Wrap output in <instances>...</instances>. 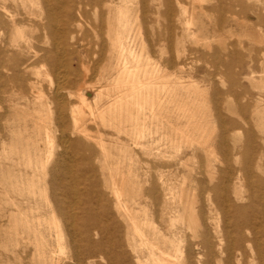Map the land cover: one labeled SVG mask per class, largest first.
Listing matches in <instances>:
<instances>
[{"label":"bare ground","instance_id":"6f19581e","mask_svg":"<svg viewBox=\"0 0 264 264\" xmlns=\"http://www.w3.org/2000/svg\"><path fill=\"white\" fill-rule=\"evenodd\" d=\"M191 1L199 5L200 13H206L201 5L207 0ZM212 1L210 10L218 14L219 20L227 14V21L238 24L235 8L239 7L243 14L249 10L241 1ZM162 2L165 10L161 16L170 22L173 4L171 0ZM147 3L148 0H0V150H8V154L0 156V172L5 166L7 184L3 190L10 206L7 223L15 226V231L21 223L33 233L37 241L31 254L33 264H64L65 249L70 252V264H99L103 258L107 264H264V178L258 179L254 171L259 166L257 153L264 154V117L259 118L257 126L260 137L250 127L245 137L249 154L245 166L251 189L248 206L229 200L231 188L238 197L235 185L230 187V179L229 183L207 187V195L213 192L209 204L224 215L226 224L222 230L217 231L211 222L206 226V218L203 232L192 235L198 241L184 245L183 226L174 227L175 222H184V195L188 194L183 195L184 183L177 197L181 215L171 220L155 215L158 227H151L152 222L137 221L126 205L128 197L148 198L162 210L173 199L166 181L161 179L169 171L172 140L168 131L172 129L170 109L175 99L183 101L187 120L178 142L184 147L197 145L207 150L211 140L194 118L198 113L195 98L200 95L196 83L184 82L182 77L177 78V84L172 83L168 69L173 59L163 58L162 63H157L151 55L153 45H147L148 38L143 40ZM177 4L180 6L178 0ZM194 13L193 10L189 20L186 11L180 10V23L188 34L194 33L190 27L195 21ZM256 17L264 23V15ZM83 23H87L88 30L80 34ZM166 25L170 32L171 26ZM202 32L203 24L198 29V39ZM81 35L83 41L89 38L91 49L85 53L78 47ZM69 41L72 50L68 49ZM165 42L169 44L167 39ZM238 46L244 49L241 42ZM165 52L162 49L159 55ZM226 53L237 59L235 51L228 49ZM213 59L217 60V56ZM261 66L263 69L264 57ZM245 78L251 84L264 83V71L257 83L253 75ZM174 86L182 88L184 95ZM219 103L217 97V122L221 140H226L236 122L222 116ZM257 110L254 106L252 114L256 115ZM190 129L200 138H193ZM161 140L166 143L154 154L152 147L156 149ZM141 151L146 158L154 155L160 161L144 157L147 161H139ZM155 163L162 170L157 180L146 169L141 168L139 174L138 169L143 167L140 165ZM20 164L25 165L22 173L14 168ZM212 175L209 173L210 182ZM141 182L149 186L142 188ZM38 196L45 199L53 221L44 218L37 201L34 206L28 205V199Z\"/></svg>","mask_w":264,"mask_h":264},{"label":"rangeland","instance_id":"374dc122","mask_svg":"<svg viewBox=\"0 0 264 264\" xmlns=\"http://www.w3.org/2000/svg\"><path fill=\"white\" fill-rule=\"evenodd\" d=\"M236 1L243 2L249 8L246 14L241 13L239 7L235 8L239 23H243L241 25L239 23H234L233 21H227V14H224L223 20H219L218 14L210 10L211 6L214 4V1L212 0H207L202 3L201 6L206 10L205 14L200 13L198 7L199 5L197 3H193L191 0H178L180 6L177 4V0H171L174 12L172 21L170 22H166L164 17L161 16L162 12L165 10V6L162 0H148V10L144 14L143 21L145 20V23L144 29L142 31L144 32L143 40L146 42L148 38L146 42L147 45H153V50H151V55L154 56L153 59L156 60L157 63H162L169 57L173 59V66L171 69H168V74L172 78V83L176 81L175 83L177 84V78L180 77H182V81L184 82L189 80L187 82L191 81L196 83L200 95L198 94V96H196L195 98L198 101V105L194 108L198 110V113L194 114V118L195 120H199V122H201L202 128H200L206 132L205 137H210L209 140H211L208 142H210L211 144L207 143L209 145L207 150L200 149L197 145H194L193 148L191 146V150H189V147H184V145L179 143V132L180 130L181 132H183L182 129L184 128L182 126L186 124L187 120L184 117L182 109V107L184 106V104L182 105L183 101L181 102L179 100V103L178 98L175 99V101H177L176 103H173L171 105L170 109V128L172 129L170 130L171 132L168 131L171 134L170 135L168 133V137L169 139L171 138L170 140H172V146L170 144V149H168L169 171H167L166 174L164 173L166 175L164 177L165 180L161 179L163 181H166L171 193L173 194V199L169 201L170 203L167 202L166 207H162V210L161 208H159L161 206L157 205L156 202L148 198H135L134 200H131L130 197H128L126 199L127 204H125L127 205L128 209L131 208L132 215L135 214L134 216L138 217L137 221H142L146 224L147 222H152L153 226L150 225L151 223L149 224V226L154 227L155 225V227H158L159 222L157 223V221H159L158 219L161 218L159 217V215H162L165 220H171L175 218L176 215H181L182 208L177 203V197L179 195L181 185L182 183H184L183 195L188 193L187 195L189 196L188 197L187 195H184V222L182 223V225L178 224L179 222H175L174 224V227L183 226V230L185 232L184 245H188L190 243L198 241V238L197 240H195L192 238V235L194 233H197V235L199 236L203 232L204 222L207 221H205L206 218H208L206 226H208V222H211L212 226L217 231H220L224 228L226 221L223 213H221L214 204H209L208 202V199H213V192H210V194L208 195L206 194L209 193V188H211L214 184H217V182H228L227 180L230 179V187L235 185V195L238 197L234 196L233 188H231L228 193L229 200L238 204L239 206L245 207L250 203V181L246 174L247 166H245V163L247 165L246 160H248L249 157L247 148L248 139L246 142V134H248L249 132L247 128L250 127L249 129L253 130L258 138L261 135L260 130L257 128V126L260 124L259 118L264 117V83L261 82L258 84H251L248 80H246L245 77H250L251 75H253L257 79V83L259 81L258 77L260 73L264 71V67L262 69L261 66V62L263 61L264 57V23L259 22L256 17L258 15H264V0ZM181 9H184L186 11V17L189 20H191V14L194 10L195 21L193 25L190 26L191 31L194 32V35L186 33L184 31L185 27H183L180 23V21L182 20V18H180ZM140 17H142V14H140ZM167 23L172 28L170 32H168L167 30ZM86 24L87 23L82 24L80 34L87 33L88 27ZM202 24L203 34H201V37H199L200 39H198L197 36H200L197 34L198 29ZM214 28H217V31ZM164 29L167 30V33L164 32ZM166 34H168V36ZM83 38L84 37L81 35L78 42V47L81 53H85L87 52V50L91 49L89 46V38L87 37V40L85 41H83ZM166 39L169 41V44L166 43L167 41L165 42ZM237 42H241V44L244 46V49L238 48L239 46ZM159 44L162 46H158ZM154 45L156 48L154 47ZM207 45H209L210 48H207ZM67 46L68 49H73V47L70 45V41ZM168 46L169 48H164ZM162 49L163 52H166L163 53L161 57V55L159 54ZM228 49L233 50L237 53V59H234L232 56L226 55V51L228 52ZM167 50H169L170 52ZM214 56H217V60L213 59ZM219 60L222 61V64L218 63ZM179 65L182 68H179ZM71 67L76 68V66L74 65H71ZM43 86L45 85L43 84ZM176 87L177 86H174V88ZM177 90L182 92L184 95L182 88H179ZM217 97L221 102L219 103V108L221 110L222 116L227 119H233L234 122H236V125H234L235 129L230 132L226 140H221V129L219 127L220 122H217V110L215 106V100ZM182 100H185V98L183 97ZM254 106L258 107L256 115L252 114ZM236 127L239 129H236ZM190 130H192L191 133L193 134V138H195V136L199 134L194 133L193 129ZM157 136L158 135H156V138H159ZM198 136H196V138L199 139L200 137ZM218 137L220 138V140ZM169 139L168 141H170ZM177 142L181 145L177 144ZM157 143L159 144H156L158 146L154 145L156 149L152 147L151 150L154 154L159 152L158 150L159 148H161V144H165L166 141L161 140ZM217 143L219 145H217ZM210 145L213 147L210 148ZM244 148L246 149L245 152L243 151ZM4 152L5 154H3ZM4 152L3 150H0V156L8 154L7 149L4 150ZM117 152L118 151L115 152L116 156L119 155V152L118 154ZM141 153L138 154V159L140 158L139 161H147L146 159H150L151 161L159 160L158 158H155L154 155H151L152 157L150 158H146L147 156L145 157L142 151ZM258 154L260 156H258ZM261 155L263 156L264 154H260V152L257 153V157L260 158L258 159L259 162L257 161L259 166L254 169L257 174L255 175L258 177V179L262 177L264 178V156L261 157ZM143 157L146 159H144ZM235 157H237L236 160ZM156 165V163L153 165H140L143 167L139 166V174L142 173L141 168L146 169L154 177V181L157 180L158 175L162 170L157 167L158 165ZM150 166H153L154 169ZM3 168L0 172L2 174H0V179L2 178L1 181L5 178L6 179L2 181V184L0 181V264H33L31 262V254H33L35 245L37 244V241L34 240L33 233L28 232L26 230V227H24L25 225H22L21 223L16 225V228H18L17 231L14 230L15 226L8 225L7 223L10 206L5 202L6 196L4 194L5 190L3 189L6 188L7 184V170L5 169V166H3ZM14 168L16 172L21 171L22 173L24 171L25 165L20 164L18 166H15ZM242 171L245 173L243 174ZM105 173H107L106 170ZM209 173H213V178H211L212 182L209 181ZM140 181H142V179ZM201 181L202 183H198ZM245 182H247V184ZM146 183H142V188H144L145 186H149V183ZM1 185H5V187ZM184 187L189 188L187 189ZM204 188H206V191L204 190ZM128 189L129 187L127 188V190ZM2 190L4 192H2ZM106 191H108L107 188ZM15 197L18 196L16 195ZM107 198H109L110 201L112 199L110 195H107ZM192 198L193 200H190ZM235 198H237L238 200H236ZM36 201L38 202L40 208L39 211L42 215H44V218L48 219V221H53V217L49 214V211L45 204V199L43 197L38 196L36 197V199L31 198L28 199L27 202L28 205L30 204L34 206L33 204ZM187 205L188 208L186 209ZM155 215L156 218L158 217V219L155 218ZM195 222H199V225ZM58 224L62 225V222L59 221ZM195 230H197V232H195ZM28 238H30V240H28ZM94 238L98 240V236H95ZM62 256L64 257V259L62 260L64 264H70L67 260L68 256H70V252L68 249L64 250V255ZM99 264H107V262L103 258L100 260Z\"/></svg>","mask_w":264,"mask_h":264}]
</instances>
